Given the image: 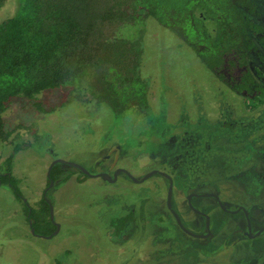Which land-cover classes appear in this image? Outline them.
Wrapping results in <instances>:
<instances>
[{"label": "rangeland", "instance_id": "1", "mask_svg": "<svg viewBox=\"0 0 264 264\" xmlns=\"http://www.w3.org/2000/svg\"><path fill=\"white\" fill-rule=\"evenodd\" d=\"M258 3L253 19L264 25V0ZM16 7L17 0H5L0 20L12 15ZM144 25L140 73L148 82V110L116 113L93 100L61 104L67 86L44 90L31 100L15 96L9 101L3 119L12 133L0 146V156L3 161L15 143H25L13 154L11 173L18 178L22 200L29 206L36 207L43 197L48 185L46 170L53 159L75 162L91 174L110 173L119 166L138 177L146 170L141 169L144 166L159 164V158L149 153L156 152L158 143L179 124L180 128L198 130L209 139L215 158L220 155L215 168L208 171L222 186L221 195L230 188L219 170L225 161L230 156L240 159L248 155V161L257 158L249 146V131L245 138H234L220 133L218 126V113L225 111V101L238 112L241 100L242 104L248 102L229 91L173 29L152 17H146ZM259 108L264 113V106ZM262 127L260 153L262 149L264 153V119ZM199 167L207 171L206 165ZM3 169L1 166L0 172ZM60 169L45 194L53 222L58 224L50 237L31 232L23 202L7 184L0 183V264H261L256 243L264 237L228 245L230 238L222 233L196 239L181 232L164 206L165 183L157 174L135 183L122 173L117 180L107 181L65 163ZM230 184L236 187L235 181ZM251 184L254 187V182ZM261 191L264 193V188ZM239 196L248 197L244 193ZM201 201L214 208L208 198ZM176 210L181 215L182 201ZM129 211L134 213L133 219L119 235H113L109 220ZM190 216L184 210V217Z\"/></svg>", "mask_w": 264, "mask_h": 264}, {"label": "trees", "instance_id": "2", "mask_svg": "<svg viewBox=\"0 0 264 264\" xmlns=\"http://www.w3.org/2000/svg\"><path fill=\"white\" fill-rule=\"evenodd\" d=\"M258 11V0H17L14 13L0 20V146L12 133L3 112L15 96L31 100L67 86L61 104L93 100L116 113L148 110V82L140 73L146 17L173 29L245 99L261 101L264 86L250 70L254 57L264 54V26L253 19ZM236 67L239 79L228 80L223 69ZM24 146L15 143L3 161L0 156V183L23 202L34 231L50 234L48 203L42 197L36 207H28L11 173L13 154ZM61 164L52 166L53 180ZM133 217L131 211L112 217L113 235Z\"/></svg>", "mask_w": 264, "mask_h": 264}, {"label": "flooded vegetation", "instance_id": "3", "mask_svg": "<svg viewBox=\"0 0 264 264\" xmlns=\"http://www.w3.org/2000/svg\"><path fill=\"white\" fill-rule=\"evenodd\" d=\"M223 70L228 80L239 79L237 67L232 68L231 71H228V68ZM250 70L259 84L264 86V54L262 59L257 56L254 57L253 62L250 63ZM223 84L228 87L229 91L241 95L225 82ZM241 96L243 99L244 96ZM246 101L248 103L242 104L241 100V105H238L241 108L239 112L225 101V111L222 112L221 109L218 113V119L221 121L218 124L220 133L226 132L234 135V138L237 136L245 138L244 134L249 131V146L257 157L253 161L252 159L248 161V155L242 156L240 159L230 156L228 161H225L224 168L219 170L220 174H224L225 180L228 181L226 182L227 185L230 186L227 188L226 194L221 195L222 186L217 180H214L208 171V168H215V160L219 159L220 155L215 158L209 139L203 137L198 130L180 128L182 127L180 124L177 130L169 132L165 139L158 143L156 152L151 151L149 153L150 157L157 156L159 158V164L144 166L141 169L146 170L138 177L119 166L107 173L111 177L115 173L112 181L117 180L119 173H122L126 179L135 183H142L154 174L159 175L165 183V185L162 184L165 188L164 206L170 219L181 232L192 238L209 239L215 237L217 233H222V235L225 234L230 238L231 243L228 245H231L238 240L251 243L256 237H264V193L261 191L264 188V153L263 149L260 153L259 148L262 146L260 144L263 136L261 133L264 119V113L260 112L259 107L264 106V96L261 97V101L245 99ZM252 113L257 114L251 115ZM199 165H206L207 171H203L204 169L200 168ZM235 165L240 166L228 174V171ZM149 172L151 173L142 179ZM0 173L4 174V172ZM203 175L205 178L201 179ZM233 181L236 182V187L231 188L230 182ZM251 182H254V187ZM206 183L208 184L206 185ZM202 187L206 188L203 189ZM169 188L170 198L168 200ZM183 191H185L184 197L179 196V193ZM245 191L248 192L245 193ZM46 192L43 193L44 199ZM242 193L248 197L241 198L239 195ZM202 198H208L214 208L205 205L201 201ZM180 201L184 205V210L191 214L190 217H184V210L181 215L178 214L176 207ZM27 206L29 207L28 204ZM215 212L221 213L222 216H218ZM174 213H176L180 223L177 222ZM220 228L221 231L218 232ZM203 244L205 243H201V245ZM256 246L260 252L259 260L262 264L264 240H258Z\"/></svg>", "mask_w": 264, "mask_h": 264}, {"label": "water", "instance_id": "4", "mask_svg": "<svg viewBox=\"0 0 264 264\" xmlns=\"http://www.w3.org/2000/svg\"><path fill=\"white\" fill-rule=\"evenodd\" d=\"M56 163H65V164H68V165H71V166H74V167H76V168H78L81 172H83L84 174H87V175H98V176H101L102 178H104V179H106V180H108V181H112L113 180V177H115V173H114V175H113V177H111L107 172H98V173H95V174H91V173H89L84 167H82L81 165H79V164H77V163H75V162H72V161H67V160H63V159H60V158H55V159H53L50 163H49V165H48V167H47V170H46V176H47V178H48V185H47V187L44 189V192L49 188V187H51V185L53 184V179L50 177V170H51V168H52V166L54 165V164H56ZM151 172H149V173H147L146 175H144L143 177H142V179H144L145 177H147L149 174H150ZM43 192V193H44ZM169 198H170V188L168 189V200H169ZM45 200H46V202L48 203V207H49V218H50V220L53 222V212H52V207H51V203H50V201H49V199L45 196ZM174 215H175V218H176V220H177V222L178 223H180L179 222V219H178V217H177V215H176V213H174ZM54 223V225H55V228L57 229V227H58V224L56 223V222H53ZM28 224H29V226H30V229H31V232L32 233H34L35 231H34V229H33V227L31 226V220L30 219H28ZM56 229L54 230V231H52L50 234H41L42 236H45V237H50L52 234H54V233H56ZM37 234V233H36ZM40 235V234H39Z\"/></svg>", "mask_w": 264, "mask_h": 264}]
</instances>
